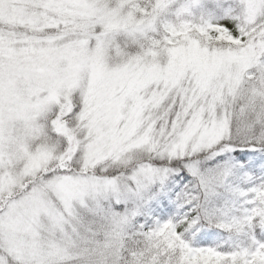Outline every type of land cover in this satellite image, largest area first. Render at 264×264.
I'll list each match as a JSON object with an SVG mask.
<instances>
[{
    "label": "snow or ice",
    "instance_id": "snow-or-ice-1",
    "mask_svg": "<svg viewBox=\"0 0 264 264\" xmlns=\"http://www.w3.org/2000/svg\"><path fill=\"white\" fill-rule=\"evenodd\" d=\"M0 264H264V0H0Z\"/></svg>",
    "mask_w": 264,
    "mask_h": 264
}]
</instances>
